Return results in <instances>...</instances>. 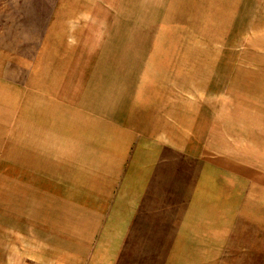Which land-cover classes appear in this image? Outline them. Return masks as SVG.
Wrapping results in <instances>:
<instances>
[{
  "label": "rangeland",
  "instance_id": "374dc122",
  "mask_svg": "<svg viewBox=\"0 0 264 264\" xmlns=\"http://www.w3.org/2000/svg\"><path fill=\"white\" fill-rule=\"evenodd\" d=\"M0 1V264H79L63 207L31 204L33 129L14 108L31 107L35 79L90 73H119L121 108L183 109L184 130L233 174L217 264H264V0Z\"/></svg>",
  "mask_w": 264,
  "mask_h": 264
},
{
  "label": "crops",
  "instance_id": "0c3cea01",
  "mask_svg": "<svg viewBox=\"0 0 264 264\" xmlns=\"http://www.w3.org/2000/svg\"><path fill=\"white\" fill-rule=\"evenodd\" d=\"M90 74L50 89L35 79L31 107L14 108L33 129L35 213L63 207L79 264H217V228L232 229L231 169L187 134L181 107L121 108L119 73Z\"/></svg>",
  "mask_w": 264,
  "mask_h": 264
}]
</instances>
